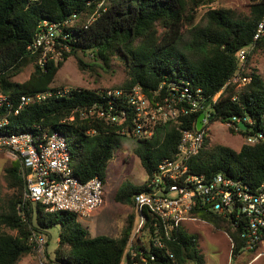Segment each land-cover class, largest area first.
<instances>
[{"label": "trees", "instance_id": "obj_1", "mask_svg": "<svg viewBox=\"0 0 264 264\" xmlns=\"http://www.w3.org/2000/svg\"><path fill=\"white\" fill-rule=\"evenodd\" d=\"M212 3L213 0H0V92L12 99L15 108L19 96L61 89L52 83L70 55L76 58L81 71L106 72L111 59H119L126 78L120 86L112 88L139 85L156 100L171 96L169 82L177 85L188 82L191 88L201 90L202 108L179 117L175 123L159 126L152 138L137 141L136 152L144 170L151 174L162 158L175 155L180 130H195L198 115L206 112L208 104L212 115L209 123H227L232 116L247 117L252 124L237 131L243 136L261 133L262 138L234 150L222 144L208 148L205 137L204 147L192 159L193 171L205 176L222 173L256 187L264 182V81L248 65L251 56L263 48L264 34L243 58H238L237 53L252 43L256 26L264 17V0H249V14L242 18L225 8L208 7L198 20L200 23H195L201 6ZM73 14L76 15L73 23L61 31L66 34L61 40L66 46L61 50V60L40 66L38 53L29 50L38 24L43 19L62 22ZM185 30L191 36L187 42L183 40ZM88 55L91 59L86 61L83 57ZM29 66L32 70L28 78L15 81L14 77ZM237 71L249 76V82L228 83ZM221 89L213 102L212 97ZM102 90L105 89L71 88L65 95L31 102L18 114L13 113V107L10 112L2 109L0 116L7 115L9 122L0 131H31L41 135L58 131L69 146L73 174L81 181L99 175L106 183L108 163L116 144L126 135L119 132L121 126L114 122L88 114L93 105L95 109L106 107ZM18 167L15 161L5 169V180L13 192L6 210L0 212V264H17L31 253L29 236L33 231H47L57 225L62 232L54 249V264H205L196 236L186 232L184 225L167 237L162 234L160 248L152 246L151 238L144 242L145 246L137 239L132 246L136 253L132 260L127 252L132 213L117 236L90 237L75 214L48 212L41 204L24 201V182ZM145 188V183L137 186L123 183L114 199L132 208L133 194ZM191 214L225 231L233 240V256L242 252L241 230L233 229L228 218L208 209L193 210ZM7 229L14 233H8ZM125 255L126 260H122ZM141 256L147 260L142 261Z\"/></svg>", "mask_w": 264, "mask_h": 264}, {"label": "built area", "instance_id": "obj_2", "mask_svg": "<svg viewBox=\"0 0 264 264\" xmlns=\"http://www.w3.org/2000/svg\"><path fill=\"white\" fill-rule=\"evenodd\" d=\"M76 15L62 22L43 19L37 26L29 50L38 53L37 63L42 66L47 61L61 60V50L66 49L61 40L62 28L73 23ZM264 34V17L258 22L253 34L252 43L241 48L237 56L243 58L253 47L255 41ZM241 60V59H240ZM250 77L240 75L239 71L228 83L244 84ZM170 97L165 95L161 100L148 96L139 85L123 89L111 88L102 90L106 97V107L89 109L105 121L121 126L119 132L138 140H148L159 126L175 123L179 117L197 112L202 108L203 97L199 88H191L188 82L177 85L169 82ZM71 88L56 89L36 93L31 96H19L13 107L12 99L0 92V115L2 109L18 114L31 102L41 101L50 96H62ZM223 89V88H222ZM219 90L213 97L215 102ZM200 100V101H199ZM202 100V101H201ZM203 112L201 128L180 130L179 141L173 157L162 158L151 174L146 173V188L132 196L131 213L134 215L131 235L127 243V252L131 259L136 255L132 250L133 243L140 239L141 244L153 240L152 246H163L161 236H169L185 222L205 220L192 215L194 210H211L228 218L233 229H240L243 250L256 252L264 245V182L253 187L239 178H232L215 173L205 176L193 171L192 159L204 147L206 131L209 126V108ZM3 116V115H2ZM0 116V128L9 121L7 115ZM252 124L247 117L232 116L224 123L227 127L240 129L239 124ZM245 128V129H246ZM245 143L253 144L262 138V134L244 136ZM6 153L18 161V174L24 182L23 200L32 204H41L48 212H70L77 218L87 217L103 202L104 183L99 175L81 181L70 166V151L65 136L53 131L35 134L31 131L4 133L0 131V154ZM227 235V234H226ZM231 247L233 240L228 235ZM30 244L43 245L42 235L32 232ZM143 253L142 249H139ZM263 252L254 255L256 260ZM154 259V255H150ZM142 261L147 260L141 256ZM122 260H126V255ZM139 264V263H133Z\"/></svg>", "mask_w": 264, "mask_h": 264}, {"label": "rangeland", "instance_id": "obj_3", "mask_svg": "<svg viewBox=\"0 0 264 264\" xmlns=\"http://www.w3.org/2000/svg\"><path fill=\"white\" fill-rule=\"evenodd\" d=\"M208 7L228 9L232 11L235 17L239 18L247 16L250 9L249 0H213L210 5L201 6L197 12L195 23H200L198 20ZM190 37L189 30H185L184 42L189 41ZM83 58L88 61L91 59V55ZM248 67L255 68L264 81V46L251 56ZM31 70L32 67L29 66L15 76L14 80L17 82L26 80ZM125 78L124 66L117 58L113 57L111 59L110 68L106 72L101 69L81 71L77 66L76 58L70 55L57 71L52 86L89 90L111 89L120 86ZM239 88L237 87V89ZM206 137L208 148L214 144H222L234 150H239L241 145L245 143L243 134L234 128L231 131L229 127L220 121L209 123ZM137 148H139V143L131 137H122L116 144L113 157L109 161L106 170L107 180L103 187V202L87 217L77 218L80 226L87 229L90 237L117 236L127 216L131 213V206L116 202L114 195L121 184L130 183L137 186L144 183L147 178L146 171L141 165L136 152ZM15 161L6 153L0 154V212L6 210L12 199L13 190L8 187L5 180V169ZM183 229L196 236L198 249L204 256L205 264H264V254L253 260L254 255L258 252L264 253V245L260 246L256 252L242 251L240 254L233 256L231 254V243L225 231L215 228L209 222L202 220L185 222ZM1 230L2 227L0 226ZM6 231L14 233L13 230L9 229ZM61 232L59 225L51 227L47 231L38 232L37 234L44 237V244L32 243L31 253L23 256L17 264H54L52 261L54 259V249L57 246Z\"/></svg>", "mask_w": 264, "mask_h": 264}, {"label": "water", "instance_id": "obj_4", "mask_svg": "<svg viewBox=\"0 0 264 264\" xmlns=\"http://www.w3.org/2000/svg\"><path fill=\"white\" fill-rule=\"evenodd\" d=\"M203 117H204V114L203 113H200L198 115V118H197V121H196V129L197 130H199L201 128V123H202ZM208 117L211 118L212 115H209ZM239 127H240V129H245L246 128L245 124H243V123H240L239 124Z\"/></svg>", "mask_w": 264, "mask_h": 264}]
</instances>
